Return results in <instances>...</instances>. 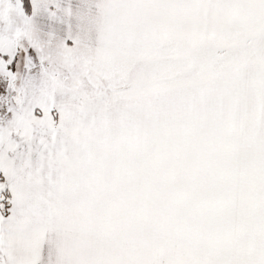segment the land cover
<instances>
[{
	"label": "snow or ice",
	"instance_id": "6c2138e0",
	"mask_svg": "<svg viewBox=\"0 0 264 264\" xmlns=\"http://www.w3.org/2000/svg\"><path fill=\"white\" fill-rule=\"evenodd\" d=\"M0 264H264V0H0Z\"/></svg>",
	"mask_w": 264,
	"mask_h": 264
}]
</instances>
